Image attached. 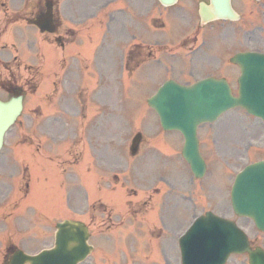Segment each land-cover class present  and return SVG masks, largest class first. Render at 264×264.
<instances>
[{
    "label": "rangeland",
    "instance_id": "1",
    "mask_svg": "<svg viewBox=\"0 0 264 264\" xmlns=\"http://www.w3.org/2000/svg\"><path fill=\"white\" fill-rule=\"evenodd\" d=\"M191 19L198 22L197 13L192 14ZM158 30L153 33L152 29L150 30L148 34L150 41L156 37H163V29ZM165 32L170 35V27H167ZM28 34L33 39L46 41L52 39L49 35L44 36L34 26L29 27ZM101 34V28H96L92 33L91 49L99 41L98 37ZM47 44L46 51L49 54L57 53L56 47ZM113 52L116 53V49ZM111 56L116 55L111 52ZM117 68L120 69L119 64ZM206 70L215 72L218 76L225 74L221 68H216L215 64L210 62H207ZM229 73L236 88L233 70ZM172 74V66L163 61L161 69L146 75V83L142 80L140 83L131 80L130 89L123 91V86L120 87L123 79L111 73L110 81L106 82L108 88L101 97L106 96L112 103L109 127L112 145L109 146L111 152L108 154L111 155L110 173H118L120 179L112 178L108 186L104 183L100 187L95 182V171H87L90 169L89 161L92 157H89V160L86 154L84 156L80 154L77 158L75 151H69L68 155L63 153L61 157L59 150H56V147H63L58 145L59 140L55 142L49 140L42 133L44 149L57 152L54 155L58 160L54 163L58 171L54 170L62 174L64 181L71 185L61 186L56 174L53 175L52 184L42 183L40 180L30 181V193L23 199L19 196L20 202L14 203L15 214L24 219L22 215L28 213L26 207H31L38 214L41 213L46 231H51L53 224L56 226L59 221L66 218L92 221L96 234L92 241L97 249L81 264H181L178 237L196 215L206 210L236 218L251 237L257 234L264 243V233L258 232L251 220L236 217L230 201L231 187L237 172L248 163L264 158V123L245 110L237 108L224 114L214 123L202 125L199 128V137L202 152L208 162V171L203 178L195 179L181 155L182 135L177 131L171 133L163 131L157 114L146 102L152 93L150 90L154 91L157 88L156 83L162 77L166 78ZM24 75L23 71L22 79ZM201 75L195 77L199 78ZM181 77L186 81L193 80L190 78V72H184ZM96 79L99 80V77ZM124 79L125 86L128 79L127 77ZM79 83L86 88L87 94V89L93 90L92 82L88 86L85 85L84 76L80 78ZM138 84H142V87H137ZM89 97L93 98V95ZM123 118L126 123L121 125L120 123L124 122ZM97 121L98 119L89 121L88 125L91 126L89 134L94 132L93 125ZM64 124L58 126L62 128L61 134L56 130L55 123L54 129L59 136L62 135L64 139L72 141L75 128ZM102 130L108 135L105 127H102ZM138 131L147 139L148 148L161 149L155 156L149 157V161L143 162V159L138 160L137 156L128 153L132 137ZM15 144L16 139H12L7 146L6 154L9 155L11 166H17L24 161L21 157L18 158L19 162H15ZM86 147V150H89L87 144ZM13 148L14 152H11ZM69 149L75 150L74 147ZM20 154L24 155V151ZM77 159L85 160L87 165L84 170L81 161L76 169L78 186L72 184L77 182L76 179L69 181L71 175H74ZM19 169L21 168L17 166L16 170ZM97 169L103 174L105 167L99 166ZM5 172L0 176V193L6 189L1 183L7 176V171ZM20 185L24 186V182L20 181ZM98 198H101V201H98L94 208L89 207ZM80 208L86 212L84 216L88 217V221L82 215V211H79ZM32 209L29 210L30 216L34 214ZM91 213H94L92 218ZM35 222L38 223V219ZM52 239V234L51 239H42L41 247L48 245ZM232 264L237 263L234 261Z\"/></svg>",
    "mask_w": 264,
    "mask_h": 264
},
{
    "label": "water",
    "instance_id": "2",
    "mask_svg": "<svg viewBox=\"0 0 264 264\" xmlns=\"http://www.w3.org/2000/svg\"><path fill=\"white\" fill-rule=\"evenodd\" d=\"M172 3L174 0H162ZM212 16H232L230 0H212L207 8ZM203 13V11H202ZM242 68L240 96L235 97L225 79L207 78L191 87L167 82L148 102L158 113L164 129H177L185 137L183 156L197 177L206 172V162L199 150L198 125L214 121L223 111L244 106L264 119V55L247 53L235 57ZM0 129V144L3 130ZM232 202L240 215L251 216L264 228V160L245 167L236 177ZM87 227L75 221L58 224L56 245L37 256L20 254L11 264H77L91 251ZM184 264H224L232 252H248L251 264H264V251L253 250L246 235L235 223L211 212L198 217L181 238Z\"/></svg>",
    "mask_w": 264,
    "mask_h": 264
},
{
    "label": "flooded vegetation",
    "instance_id": "3",
    "mask_svg": "<svg viewBox=\"0 0 264 264\" xmlns=\"http://www.w3.org/2000/svg\"><path fill=\"white\" fill-rule=\"evenodd\" d=\"M16 1L0 0V101L13 105L21 102L23 107L14 125L5 134L4 146L15 136L31 142H33L32 139L35 136L40 141L36 142V148L30 150L29 154L30 157H41L45 151L41 140V131L46 128L47 117L44 119V110L47 108L48 103L56 105L60 101V104L66 105L71 109L77 108V99L80 101L79 92H76L75 97V82H73L72 76L68 77V74L59 76L57 72H54L51 84L48 85L43 70L34 67L32 64L25 65V79L22 84L19 83L16 77L18 55L16 54L15 40L17 34L23 35V33L17 24L30 23L32 13H35V17H37L52 7L54 13H56L57 24L61 26L58 15L61 14L63 8L67 7L65 4L69 0H18V5H16ZM178 1L180 3L178 2L179 5L176 6L175 12L185 19L190 8L196 3L199 6L201 1L209 4L211 0ZM119 2L121 6L117 10L119 9L122 13L120 17L122 28L125 29L124 34H127L129 28L130 36L133 39L124 54L123 67L129 68L131 67L130 64L138 65L144 60L142 53L143 43L140 41L142 33L138 32L143 23L140 18V11L143 9L144 0H117V2L116 0H73L71 1V8L75 11L73 23L78 27L88 24L93 26L97 21L101 23L106 20L108 22V31L105 39L110 41L111 35L109 31L111 30V25H109V22L116 20L117 17L108 11L110 10L108 7ZM150 3H153L154 7L157 5L158 0H150ZM233 6L240 14L238 19H218L202 23L199 28L200 46L205 49V52L212 49L213 59L220 67L224 59L228 57L230 61L232 55L239 51L253 50L264 52V0H233ZM127 8L133 10L134 16L132 13H128ZM27 13H29L28 16ZM127 20L130 25L127 24ZM121 21L119 19V23ZM56 40L64 48L63 36H56ZM41 55L42 61L46 62V55L44 53H41ZM229 61L228 63L234 67L235 65ZM131 68L133 69V67ZM71 74H74L73 71H71ZM67 79L70 81L67 95L62 94L58 97L62 90V84ZM82 103H85V100H82ZM66 113H69V111H66ZM17 126L22 132L17 133L14 131ZM92 146H95V141ZM7 156L2 154L0 163L4 168H11L10 159ZM29 168L30 166L27 165L21 171L25 177L27 176V171H30ZM8 174L9 178L13 179L14 173L9 171ZM31 178L30 176L28 180H31ZM4 184L11 186L8 182ZM26 185L28 184L26 183ZM2 234H6V232H2ZM0 249L2 251L0 264H8L11 257L19 249L28 251L26 242L22 241L21 244H18L13 233H9L4 239H0Z\"/></svg>",
    "mask_w": 264,
    "mask_h": 264
}]
</instances>
